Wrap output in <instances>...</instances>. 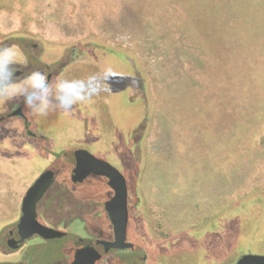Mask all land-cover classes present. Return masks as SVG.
<instances>
[{
    "label": "rangeland",
    "instance_id": "obj_1",
    "mask_svg": "<svg viewBox=\"0 0 264 264\" xmlns=\"http://www.w3.org/2000/svg\"><path fill=\"white\" fill-rule=\"evenodd\" d=\"M22 35L53 48L96 41L128 53L130 61L113 65L131 78L135 64L141 71L148 113L130 101L129 86L123 95L130 117L136 108L137 126L143 122L139 154L125 151L129 165L106 155L129 186L140 170L138 197L129 192L128 227L139 256L118 252L117 261L236 264L247 253L264 255V0H0V39ZM107 72L105 138L109 149L116 142L121 148L128 134L112 112L118 82ZM73 79L67 73L64 80ZM15 156L28 161L21 167L27 178L11 183L18 197L49 160L5 155ZM167 171L175 183L167 182ZM70 172L41 206L45 219L72 237L46 242L35 236L0 256L6 260L0 264L21 258L69 264L74 239L91 238V223L105 215L103 190L74 192ZM3 177L0 184L7 183ZM15 205L2 204L8 213L0 212V243L20 219Z\"/></svg>",
    "mask_w": 264,
    "mask_h": 264
},
{
    "label": "flooded vegetation",
    "instance_id": "obj_2",
    "mask_svg": "<svg viewBox=\"0 0 264 264\" xmlns=\"http://www.w3.org/2000/svg\"><path fill=\"white\" fill-rule=\"evenodd\" d=\"M9 46L18 52L17 62L12 66L17 90L14 96L0 97V154L6 156L19 153L37 154L49 160L47 164L45 163L44 171L47 169L53 170L56 178L43 198L56 183L65 182L62 175L68 170L71 171L69 185L74 192H84L85 195H90L96 191L98 192V190H103L101 196L105 198L103 212L105 215L98 214L100 221L96 220L91 223L93 224L91 226V238L77 237L74 240L77 241L78 245L72 246V248H75L76 251L77 248L88 244L95 246L102 253V259L97 264H100L103 260L106 261V264H140L139 261L133 259L117 261L114 258L116 253L123 251L131 252L132 256H139L135 244L133 248L126 250L110 249L105 251V245L99 243V240L112 241L114 239L113 225L105 209V202L114 196V189L110 186L109 179L105 176L91 174L80 182L72 180V170L77 163L76 151L78 149H86L103 159H106V155L110 154L115 159L126 160L125 162L128 165L131 164V157H136L139 154L144 134L143 122L136 126L132 132H127L128 135L124 144L121 143L123 144L121 148L115 146L116 142L109 149L105 138L108 98L104 89L107 85V70L116 61L124 62V58L130 61L125 56L128 53L111 49L96 41L53 48L42 38L31 35L0 39V48ZM133 68L134 74L128 88V98L138 109L145 110V114H147L148 101L145 98V82L138 66L136 67L135 64ZM34 72L45 75L51 85L46 97L47 107L43 112L37 110L40 103L36 100L37 97L34 96L31 103L26 100V96L31 95V90L28 89V77ZM67 73H70V76L74 74L77 77L73 81L83 80L86 84L90 77H95L101 85L103 80L105 88L102 87L90 99L73 103L68 108L66 102L62 103L59 99V93L56 89V84L60 80H64ZM96 75H99V78ZM5 82V80L0 79V85ZM125 151L131 152L132 156L126 157ZM119 154H122V157ZM42 199L37 205L38 218L52 227L66 230L67 234L58 239L72 237L67 227L53 224L45 219L46 211L41 206ZM129 208L132 210L130 203ZM105 221L108 224L102 226ZM35 236L42 239L34 235L16 249L11 248L7 238H5L6 243H0V256L6 257L16 253ZM58 239L42 240L49 242ZM72 260L69 264L72 263ZM143 260L145 261L146 257ZM4 261L0 260V263ZM18 263L31 264V261L30 259L21 258L10 264Z\"/></svg>",
    "mask_w": 264,
    "mask_h": 264
},
{
    "label": "water",
    "instance_id": "obj_3",
    "mask_svg": "<svg viewBox=\"0 0 264 264\" xmlns=\"http://www.w3.org/2000/svg\"><path fill=\"white\" fill-rule=\"evenodd\" d=\"M122 69V67L117 68V65H112L109 68L113 79L118 82V89L111 97V107L113 114L117 115L118 126L123 127V132L130 133L139 124L140 111L133 108V114L130 117L131 111L124 105L123 95L126 92V87L131 85V76ZM76 159V166L72 170L74 182L83 181L89 175L94 174L107 177L110 186L114 189V196L105 202V209L113 225L114 239L112 241L99 240V243L105 245V251L133 248L134 244L128 239L132 210L129 208V185L125 174L108 160L99 158L86 149H78ZM55 178V172L47 169L28 189L23 198L20 219L6 236L11 248H19L34 235L44 240H50L61 238L67 234L66 230L45 224L38 218L37 205L54 183ZM101 259L102 253L95 246L88 244L76 249L71 264H97ZM236 264H264V255L247 253L242 255Z\"/></svg>",
    "mask_w": 264,
    "mask_h": 264
},
{
    "label": "clouds",
    "instance_id": "obj_4",
    "mask_svg": "<svg viewBox=\"0 0 264 264\" xmlns=\"http://www.w3.org/2000/svg\"><path fill=\"white\" fill-rule=\"evenodd\" d=\"M18 52L12 47L0 48V79L6 82L0 85V97H11L16 94L17 86L13 65L16 64ZM6 74V75H5ZM103 86L96 81L95 77H90L86 84L83 80L69 81L60 80L56 84L59 93V99L62 103L66 102L68 108L73 103L83 102L90 99L94 94L101 90ZM51 85L45 75L34 72L28 77V89L31 95L26 96V100L31 103L33 97L40 101L37 110L43 112L47 107L46 97L50 91Z\"/></svg>",
    "mask_w": 264,
    "mask_h": 264
},
{
    "label": "crops",
    "instance_id": "obj_5",
    "mask_svg": "<svg viewBox=\"0 0 264 264\" xmlns=\"http://www.w3.org/2000/svg\"><path fill=\"white\" fill-rule=\"evenodd\" d=\"M21 156H15L13 159L10 157L7 159L5 155H0V178L1 176L3 178L7 179V183L0 184V212L3 211V213L7 214L8 212L5 210V208L2 206V204H7L8 202L14 203L15 202V212L17 211L20 213V216L22 214V203L23 198L25 194L27 193L28 189L32 186V184L35 181H30L25 185L26 187L21 190L22 194L17 197V190L18 187L12 186L11 183L15 182L16 179L24 180L27 177L22 176L21 174V167L24 164H28V161L24 158H20ZM20 170V173L17 174V170ZM166 174L168 175V183H175V181L172 179V172L167 171ZM37 178L40 176L38 172L36 173ZM35 178V177H34ZM14 193L12 196L11 194ZM19 193V192H18ZM13 200V201H12Z\"/></svg>",
    "mask_w": 264,
    "mask_h": 264
},
{
    "label": "trees",
    "instance_id": "obj_6",
    "mask_svg": "<svg viewBox=\"0 0 264 264\" xmlns=\"http://www.w3.org/2000/svg\"><path fill=\"white\" fill-rule=\"evenodd\" d=\"M139 172H140L139 168L136 167L135 172H133V175L130 178L131 182H130V186H129V192H133L135 197H138V194H137V182H138ZM105 224H108V223L105 221V222H103L102 226H104ZM51 264H62V262L57 261V262L51 263Z\"/></svg>",
    "mask_w": 264,
    "mask_h": 264
}]
</instances>
